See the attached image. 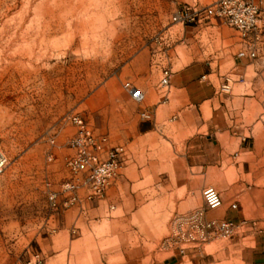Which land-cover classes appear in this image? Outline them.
Listing matches in <instances>:
<instances>
[{
  "label": "rangeland",
  "instance_id": "374dc122",
  "mask_svg": "<svg viewBox=\"0 0 264 264\" xmlns=\"http://www.w3.org/2000/svg\"><path fill=\"white\" fill-rule=\"evenodd\" d=\"M213 1L0 0V264H249L259 254L264 264V248L250 251L264 230V0L254 58L218 19L173 23L178 8ZM186 66L212 98L201 106L160 84L164 68ZM181 106L194 118L171 120ZM72 114L125 148L90 200L83 187L74 200L63 191ZM242 136L255 141L249 151ZM206 186L220 207L205 208ZM202 208L234 232L202 235L192 217Z\"/></svg>",
  "mask_w": 264,
  "mask_h": 264
},
{
  "label": "built area",
  "instance_id": "2783aa9c",
  "mask_svg": "<svg viewBox=\"0 0 264 264\" xmlns=\"http://www.w3.org/2000/svg\"><path fill=\"white\" fill-rule=\"evenodd\" d=\"M261 14L262 8L257 0H215L206 5H184L175 10L171 18L173 23L182 26L201 25L218 19L239 32L247 41L246 50L249 57L254 58L259 51L256 43L260 35ZM170 78L171 70L164 68L160 84L167 86ZM122 86L135 101H143L144 93L136 85L125 81ZM142 115L146 116V113L143 112ZM69 119L76 126V131L68 141L74 154L69 157L66 166L74 177L63 183V191L73 193L71 200L76 198L75 192L79 187L86 189L87 200L100 197L118 174L125 148L122 144L110 145L105 134H95L79 114H72ZM81 174L82 178L79 177ZM202 196L207 209H215L222 204L221 195L213 186L204 187ZM49 199L54 204L55 193L51 192ZM192 217L202 226V235L204 229H209L213 233L229 236L237 226L228 218L205 220L203 208L194 211Z\"/></svg>",
  "mask_w": 264,
  "mask_h": 264
},
{
  "label": "crops",
  "instance_id": "0c3cea01",
  "mask_svg": "<svg viewBox=\"0 0 264 264\" xmlns=\"http://www.w3.org/2000/svg\"><path fill=\"white\" fill-rule=\"evenodd\" d=\"M171 82V86L174 87L175 89L179 90L183 95L181 96V102L185 103H190L191 105H199L201 106L203 103L211 100V96L207 93H202L203 91H201V94L199 93V87H202L200 80L197 79V67L196 66H186L183 67L182 69H180L179 71H177L175 74H173L171 76L170 79ZM198 86V87H197ZM205 89V88H203ZM206 89H210L209 87H206ZM184 96L187 97V100L184 99ZM184 99V100H182ZM187 107V106H186ZM183 114V115H181ZM192 114L193 116V111L192 110H188L186 108H184V106L181 108L179 107L178 111H176L174 113V115L171 117V120H176L178 122L182 121L183 119H188V118H192L190 117ZM199 114V112H198ZM156 116V113L154 111V117ZM200 117V114H199ZM194 118V116H193ZM190 121V120H189ZM202 120H199L198 124H202ZM188 123V121H187ZM190 123V122H189ZM262 135L264 136V131L262 132ZM254 140H250L245 136L241 137V143L240 146L242 149H244L245 151H249V146L250 143H254ZM263 145H264V141H263ZM264 172V170H263ZM260 174H262V171H260ZM264 175V173H263ZM232 206L235 207L236 203H232ZM239 223H247L246 219L241 220ZM255 248V249H253ZM262 248H264V230H260V233L257 234L256 238H255V244L253 245L252 249L250 250L252 251H256V249H258L260 251V253H262ZM257 250V251H258ZM262 256L263 254H259L257 258L254 259H250L249 260V264H261L262 263Z\"/></svg>",
  "mask_w": 264,
  "mask_h": 264
},
{
  "label": "bare ground",
  "instance_id": "6f19581e",
  "mask_svg": "<svg viewBox=\"0 0 264 264\" xmlns=\"http://www.w3.org/2000/svg\"><path fill=\"white\" fill-rule=\"evenodd\" d=\"M4 159H3V155H2V153H1V151H0V168H1V166L3 165V163H4Z\"/></svg>",
  "mask_w": 264,
  "mask_h": 264
}]
</instances>
